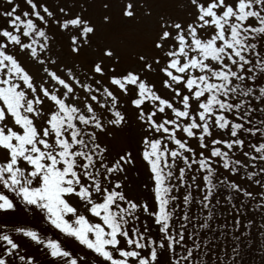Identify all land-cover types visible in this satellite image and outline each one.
<instances>
[{
  "label": "snow or ice",
  "instance_id": "1",
  "mask_svg": "<svg viewBox=\"0 0 264 264\" xmlns=\"http://www.w3.org/2000/svg\"><path fill=\"white\" fill-rule=\"evenodd\" d=\"M87 7H0V216L25 218L0 264H239L264 221V0H120L135 26L103 43Z\"/></svg>",
  "mask_w": 264,
  "mask_h": 264
},
{
  "label": "rangeland",
  "instance_id": "2",
  "mask_svg": "<svg viewBox=\"0 0 264 264\" xmlns=\"http://www.w3.org/2000/svg\"><path fill=\"white\" fill-rule=\"evenodd\" d=\"M71 2V0H69ZM108 2V0H88V7L86 9V15L92 18L97 24L100 25L101 31L99 32L98 36L96 37L97 41L103 43L105 39H111L113 35L120 33L125 30H130L132 27L135 26L134 21L124 20L120 17L119 11V2L120 0H112L109 9H104L103 4ZM106 11H110L114 17V21L112 25L106 26L103 24L102 16L105 14ZM178 15H183L182 12H178ZM145 29H147L148 25H143ZM136 41H131V46H135ZM56 49L62 55L70 56L71 53L68 48V37L67 34H58L57 42H56ZM97 53L89 50L86 53L87 58H91L92 56L96 55ZM140 175H145L146 172L141 168L139 169ZM140 175H136V170L133 171V187L138 195L141 196H148L146 191L141 187L140 179L138 178ZM140 182V184H139ZM3 219L7 217V215L1 216ZM15 221H23L25 218L17 215H14ZM28 223L36 226H40L42 228L49 227L48 225L44 224L42 221H38L34 217H30L27 219Z\"/></svg>",
  "mask_w": 264,
  "mask_h": 264
},
{
  "label": "trees",
  "instance_id": "3",
  "mask_svg": "<svg viewBox=\"0 0 264 264\" xmlns=\"http://www.w3.org/2000/svg\"><path fill=\"white\" fill-rule=\"evenodd\" d=\"M7 0H0V7H6ZM0 23H3V19L0 18ZM141 185L147 182V174L140 175ZM140 184V182H139ZM145 191V190H143ZM246 213V215H250ZM14 215H7L5 219L0 216V223H11L15 222ZM48 228V227H47ZM155 231V229H153ZM246 239L242 237V247L240 249V255L237 258L239 264H264V221L261 220L260 215H255L254 224L252 227L247 229L245 233ZM228 243L221 244V247L225 250L231 247V237H227ZM166 264V261L164 262ZM213 264H218V262L213 259Z\"/></svg>",
  "mask_w": 264,
  "mask_h": 264
}]
</instances>
